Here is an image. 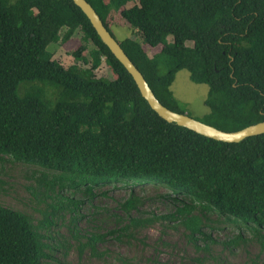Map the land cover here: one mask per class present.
Masks as SVG:
<instances>
[{
	"label": "trees",
	"instance_id": "trees-1",
	"mask_svg": "<svg viewBox=\"0 0 264 264\" xmlns=\"http://www.w3.org/2000/svg\"><path fill=\"white\" fill-rule=\"evenodd\" d=\"M86 1L112 36L111 25L127 23L129 36L117 41L164 106L191 116L170 89L185 69L193 83L208 86V112L191 117L223 131L264 120V0ZM77 29L75 61L64 67L47 47L67 43ZM102 61L112 78L95 75ZM3 156L37 171L38 202L81 193L61 202L70 212L85 198L105 196L95 193L104 186L127 190L118 205L125 215L110 231L117 239L158 223L161 232L179 225L189 241L204 242L202 213L214 211L264 248V133L225 143L161 119L72 0H0ZM144 185L155 191L152 201H170L173 211L143 216L135 187ZM42 226L0 205V264L51 258Z\"/></svg>",
	"mask_w": 264,
	"mask_h": 264
},
{
	"label": "rangeland",
	"instance_id": "rangeland-1",
	"mask_svg": "<svg viewBox=\"0 0 264 264\" xmlns=\"http://www.w3.org/2000/svg\"><path fill=\"white\" fill-rule=\"evenodd\" d=\"M134 3L137 0L126 2V6ZM110 28L116 40L129 36L127 23L122 20ZM62 32L63 29L60 34ZM80 36L77 29L67 43L49 44L47 49L52 53V58L64 67L74 62L71 51ZM191 44L187 42V45ZM89 47L92 45L89 44ZM143 48L150 55L151 50L147 45ZM77 63L81 64L79 61ZM95 75L113 77L103 61ZM170 89L174 97L186 106L191 116L201 118L208 112V107L204 105L208 86L193 83L187 70L181 69L176 73ZM31 172L38 176L33 168L10 162L3 156L0 160V205L27 213L35 225L43 224L40 232L45 234V242L51 250V258L43 259V264H264V248L252 234L224 223L223 217L214 211L202 213L205 223L203 232L208 236L204 242L199 236L194 243L189 241L179 225L174 228L165 227L161 232L162 228L158 223L137 230L135 238L122 236L117 239L116 234L110 231L118 228L117 223L115 224L116 217L123 219L125 215L118 205L128 197L127 190H110L111 185L104 186L95 193L107 191L105 196L95 194L92 199L85 198L78 209L70 212L71 207L61 208V202H64L65 197L82 199V194L62 191L57 196L50 193L49 196L39 198L38 202L32 194L36 179ZM116 186L120 187L119 184ZM135 188V193L143 198L140 206L143 216L152 212L173 211L174 206L170 201L162 198L151 200L156 195L151 186ZM159 191L164 193L163 189ZM54 206L58 207L57 211L53 209ZM72 216L76 217L74 225L70 222ZM45 221L50 224L44 225ZM238 235L240 239L234 245ZM93 237H102V240L90 246L89 240ZM197 258L200 260H195Z\"/></svg>",
	"mask_w": 264,
	"mask_h": 264
},
{
	"label": "water",
	"instance_id": "water-1",
	"mask_svg": "<svg viewBox=\"0 0 264 264\" xmlns=\"http://www.w3.org/2000/svg\"><path fill=\"white\" fill-rule=\"evenodd\" d=\"M89 20L101 42L109 49L113 56L124 67L131 76L140 95L161 119L168 123L184 127L204 137L225 143H238L249 136L264 133V120L248 125L236 131H223L214 126L206 124L186 113H179L164 106L154 95L141 72L135 67L120 43L110 34L103 25L99 15L86 0H72Z\"/></svg>",
	"mask_w": 264,
	"mask_h": 264
}]
</instances>
